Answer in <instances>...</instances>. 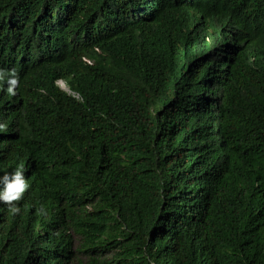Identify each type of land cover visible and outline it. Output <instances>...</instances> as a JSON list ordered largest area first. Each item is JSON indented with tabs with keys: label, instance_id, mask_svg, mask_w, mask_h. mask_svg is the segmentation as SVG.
<instances>
[{
	"label": "trees",
	"instance_id": "obj_1",
	"mask_svg": "<svg viewBox=\"0 0 264 264\" xmlns=\"http://www.w3.org/2000/svg\"><path fill=\"white\" fill-rule=\"evenodd\" d=\"M0 69V264H264V0H0Z\"/></svg>",
	"mask_w": 264,
	"mask_h": 264
},
{
	"label": "clouds",
	"instance_id": "obj_2",
	"mask_svg": "<svg viewBox=\"0 0 264 264\" xmlns=\"http://www.w3.org/2000/svg\"><path fill=\"white\" fill-rule=\"evenodd\" d=\"M0 82L6 84V93L15 96L20 83V76L15 69H0ZM57 85L67 93L69 92L63 81H58ZM4 125L0 124V128ZM24 164H19L15 170L3 172L0 175V217H4L8 213L15 216L21 213L20 203L26 197L30 184L25 178ZM43 212V208L39 210ZM78 243V242H77ZM76 243V244H77ZM79 246H77V249Z\"/></svg>",
	"mask_w": 264,
	"mask_h": 264
},
{
	"label": "rangeland",
	"instance_id": "obj_3",
	"mask_svg": "<svg viewBox=\"0 0 264 264\" xmlns=\"http://www.w3.org/2000/svg\"><path fill=\"white\" fill-rule=\"evenodd\" d=\"M78 246V243L76 244ZM111 254H107V256H110ZM77 261L83 262V264H86L88 262V256L85 254H78L76 257Z\"/></svg>",
	"mask_w": 264,
	"mask_h": 264
}]
</instances>
